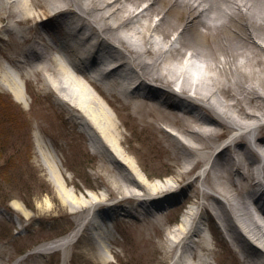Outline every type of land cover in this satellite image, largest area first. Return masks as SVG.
Here are the masks:
<instances>
[{"label":"bare ground","instance_id":"6f19581e","mask_svg":"<svg viewBox=\"0 0 264 264\" xmlns=\"http://www.w3.org/2000/svg\"><path fill=\"white\" fill-rule=\"evenodd\" d=\"M36 2L50 11L35 10ZM0 6V20L10 36L15 34L14 24L53 21L62 39L55 40L56 54L48 48H37V72L75 112V123L89 132L91 145L97 150L101 145L110 149L113 164L103 160L104 167L120 171L123 178L101 194L79 197L61 180L51 155L45 157L59 188L71 202V213L83 216L76 217L73 231L40 248L64 250L82 228H93V233L100 232L101 237L104 230L112 233L108 226L102 229L101 224L107 221L105 211L100 210L111 198L110 191L125 194L110 202L114 206L136 200L147 208L148 197L176 200V178L146 182L143 176L145 181L133 180L124 172L126 159L132 161L128 165L132 170L137 168L136 162L124 151L120 126L99 91L104 87L109 96L105 91L119 88L130 99L133 111L143 118L151 117L148 124L154 123L162 135L174 134L171 131L175 130L180 146L169 150L170 154L172 151L174 157L180 156L192 170L200 162L207 163L203 166L204 181L226 199L205 191L203 196L209 201L202 208L214 215L213 221L229 235L245 264H264V211L256 216L248 204L250 189L264 185V0H0ZM22 33L28 39L30 28ZM45 46L54 45L45 42ZM99 47L107 48L112 60L94 72L86 62H99L95 52ZM15 84L9 88L21 98L22 86L16 80ZM229 127L236 136L217 146ZM47 146L43 143L42 148L46 150ZM213 158L225 160L215 168ZM178 175L184 174L180 171ZM66 181L69 184L72 179ZM188 203L180 220L165 228L166 241L171 248L183 243L175 257L177 264H213L197 252L195 240L188 241L200 236L202 249H211L199 225L197 210L201 203ZM12 204L27 217L31 215L20 202ZM95 208L102 214V221L89 216ZM220 238L222 244L230 243ZM66 263L65 255L60 264Z\"/></svg>","mask_w":264,"mask_h":264},{"label":"rangeland","instance_id":"374dc122","mask_svg":"<svg viewBox=\"0 0 264 264\" xmlns=\"http://www.w3.org/2000/svg\"><path fill=\"white\" fill-rule=\"evenodd\" d=\"M35 10L50 11L44 4L37 5ZM3 23L0 20L3 34L0 39V264H60L65 255L66 264H177L175 257L183 243L171 248L166 241L165 228L180 220L188 202L201 203L197 210L199 225L210 240L211 249L203 250L200 236L190 237L188 241L195 240L197 252L213 264H245L229 235L213 221L214 215L202 208L209 201L203 196L205 191L225 198L204 181L203 166L207 163L200 162L192 170L180 156L174 157L169 150L180 146L175 130L171 131L174 134L163 132L165 136L162 135L154 123L148 124L151 117L143 118L133 111L128 97L120 98L117 89L105 91L109 94L106 96L102 87H99L104 97L101 100L120 126L122 147L136 162L137 168L132 170L129 167L132 161L126 159V165L122 166L124 172L133 180L145 181L146 178V182L176 178V200L158 201L148 197L147 208L136 200L118 203L107 210L108 214L119 218L114 221L112 233L104 230L101 237L100 232L96 234L87 228L64 250L38 252L42 250L40 246L73 231L77 218L83 216L71 213V202L59 188L45 157L51 155L61 180L79 197L86 193L101 194L109 186H115L114 181L122 182L123 178L120 171L111 172L104 167L103 160L113 164L110 149L101 145L97 150L91 145L89 132L75 123V112L37 72L35 40L44 24H37L35 20L14 24L15 34L10 36ZM25 28H30L28 39L22 36ZM47 33L57 34L55 31ZM15 80L22 86L21 98H16L9 88L16 85ZM81 80L100 97L93 85L84 78ZM227 129L230 131H224L216 144L234 132L231 127ZM43 143L48 149L42 148ZM180 171L184 175L179 176ZM65 179L72 181L68 184ZM123 187L126 190L125 184ZM124 195L115 190L108 196ZM14 201L20 202L31 215L27 217L23 211L16 210ZM149 208L155 211L146 213L145 209ZM220 237L229 238L230 243L222 244ZM34 249L37 253H29Z\"/></svg>","mask_w":264,"mask_h":264}]
</instances>
